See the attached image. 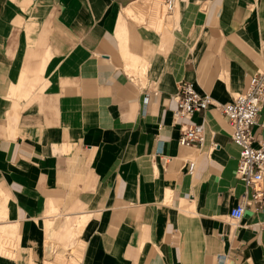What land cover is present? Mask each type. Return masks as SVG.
<instances>
[{"label":"crops","instance_id":"crops-1","mask_svg":"<svg viewBox=\"0 0 264 264\" xmlns=\"http://www.w3.org/2000/svg\"><path fill=\"white\" fill-rule=\"evenodd\" d=\"M151 4L0 0V264L72 238L80 264H264L227 118L175 114L183 81L224 104L264 71V0H176L165 31ZM194 123L204 144L181 146Z\"/></svg>","mask_w":264,"mask_h":264},{"label":"built area","instance_id":"built-area-1","mask_svg":"<svg viewBox=\"0 0 264 264\" xmlns=\"http://www.w3.org/2000/svg\"><path fill=\"white\" fill-rule=\"evenodd\" d=\"M176 0H165L166 12L175 8ZM177 117L190 118L197 111H204L212 106L218 107L227 118L232 129V141L239 149L237 174L251 190L253 199L264 201V138L257 136L254 128L264 102V71L256 73L245 92L239 93L227 103H217L210 95L199 92L194 83L183 81L177 96ZM264 128V121L260 124ZM203 123L182 126L179 144L186 147H201L205 142ZM216 144H213L215 147ZM195 162H190L192 173ZM245 206L238 204L231 210V217L243 218ZM226 256H218V264H224Z\"/></svg>","mask_w":264,"mask_h":264},{"label":"rangeland","instance_id":"rangeland-1","mask_svg":"<svg viewBox=\"0 0 264 264\" xmlns=\"http://www.w3.org/2000/svg\"><path fill=\"white\" fill-rule=\"evenodd\" d=\"M148 2H152L151 6L144 5L142 8V12H145L141 16H149L154 22L159 21L160 26L158 31H165L166 29H170L173 24L174 16H172V11L166 12L165 8V0H144ZM156 4L155 6H153ZM155 8V12L152 10ZM159 9V10H158ZM165 20L167 22H165ZM150 20H145V22H149ZM144 22V21H143ZM143 22H137V23H143ZM150 22L153 24L152 28L156 29V24ZM172 22V23H171ZM148 23V25L150 24ZM50 235V234H49ZM74 235V234H73ZM50 236H54L53 234ZM50 240V239H49ZM55 242H52V244L47 245V254L45 255V259L43 262H39V264H80L81 257H82V251H83V243L79 240L75 241L74 238H72L70 241L65 242L63 240H57ZM50 246L55 247L54 253H49ZM14 247V246H11ZM53 255V256H52ZM52 257L51 260H49Z\"/></svg>","mask_w":264,"mask_h":264},{"label":"bare ground","instance_id":"bare-ground-1","mask_svg":"<svg viewBox=\"0 0 264 264\" xmlns=\"http://www.w3.org/2000/svg\"><path fill=\"white\" fill-rule=\"evenodd\" d=\"M127 12H128L130 15H132L133 13H135L134 10H128ZM55 251H56V250H55V247H54V246H53V247L50 246V250H49L48 252H49V253H54ZM52 256H53V255H52ZM49 258H50L49 260H51L52 257H49ZM50 264H51V263H50Z\"/></svg>","mask_w":264,"mask_h":264}]
</instances>
